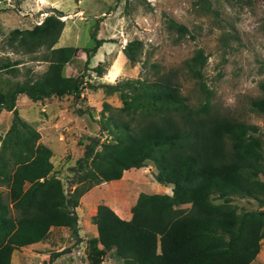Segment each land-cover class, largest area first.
<instances>
[{
    "label": "trees",
    "instance_id": "16d2710c",
    "mask_svg": "<svg viewBox=\"0 0 264 264\" xmlns=\"http://www.w3.org/2000/svg\"><path fill=\"white\" fill-rule=\"evenodd\" d=\"M196 3L211 10L210 0ZM62 15L55 10L31 28L12 29L5 38L14 52L43 50L33 59L48 65L36 77L0 86V111L13 113L0 137V185L8 189L6 197L0 191V264H12L14 250L41 241L52 226L68 227L77 236L75 208L80 196L93 185L119 179L125 170L147 163L154 166L157 182L171 185V193H139L129 219L99 204L91 217L97 235L85 242L88 264H102L111 250L123 264H250L264 239V139L256 135L257 125L216 110L203 79L207 55L202 48L184 62L202 94L197 103L181 93L172 70L156 69L151 80L101 84L107 94L117 93L121 114L111 112L102 124L110 140L94 136L85 145L76 161V186L65 193L61 180L51 174L52 150L39 142V132L15 107L19 94L42 101L78 96L85 87L83 73L64 74L77 48L55 46L64 28ZM165 23L178 36L187 33L186 26L170 17ZM90 35L94 44L85 51L86 61L104 41L95 32ZM142 46L141 40L133 39L122 48L130 63L138 61ZM19 63L0 59V72L16 75ZM90 69L99 76L104 72L101 62ZM259 88L261 95L250 98L249 107L264 114V80ZM213 194L220 203H213ZM234 196L251 198L258 207L239 210ZM183 204L189 207H180ZM66 251L53 252L50 261Z\"/></svg>",
    "mask_w": 264,
    "mask_h": 264
},
{
    "label": "rangeland",
    "instance_id": "374dc122",
    "mask_svg": "<svg viewBox=\"0 0 264 264\" xmlns=\"http://www.w3.org/2000/svg\"><path fill=\"white\" fill-rule=\"evenodd\" d=\"M210 5L211 10L206 11L196 0H0V59L20 62L16 75L0 72V86L21 82L29 75L36 77L48 65L33 59L40 58L43 50L23 54L5 44L14 28H31L58 10L63 14L64 28L55 46L77 48L73 59L65 65L64 74H84L85 87L78 96L32 101L19 94L15 102L18 115L39 132V142L52 150L51 174L61 180L66 194L76 186V161L83 156L85 145L94 136L100 141L110 140L111 134L101 129L102 124L111 112L121 114L117 93L107 94L101 84L125 79L151 80L156 69L172 70L181 93L190 103H197L202 94L187 75L184 62L198 48L207 55L203 79L212 92L216 110L257 125L260 131L256 135L264 139V114L249 107V99L261 95L259 82L264 80V0H210ZM167 17L186 26L187 33L178 36L168 30ZM92 32L104 41L86 61L85 51L94 44ZM133 39L141 40L143 46L138 61L130 63L122 48ZM100 62L104 69L101 76L90 69ZM105 103L109 108L103 107ZM12 117V111H0V137L10 127ZM154 173V166L147 163L125 170L119 179L93 185L80 196L75 208L77 236L68 227L52 226L40 242L14 250L11 263L88 264L85 242L97 235L91 222L97 206L105 204L121 218L129 219L139 193H171V185L157 182ZM0 191L7 196L5 186L0 185ZM211 198L213 203L221 202L215 194ZM232 201L239 210L258 207L251 198L234 196ZM180 207L187 208L189 204ZM66 249L50 261L53 252ZM102 264L123 262L111 250ZM250 264H264V239Z\"/></svg>",
    "mask_w": 264,
    "mask_h": 264
},
{
    "label": "crops",
    "instance_id": "0c3cea01",
    "mask_svg": "<svg viewBox=\"0 0 264 264\" xmlns=\"http://www.w3.org/2000/svg\"><path fill=\"white\" fill-rule=\"evenodd\" d=\"M40 242V241H39ZM38 243V242H37ZM35 244V243H34ZM32 245V244H31ZM25 247V246H24Z\"/></svg>",
    "mask_w": 264,
    "mask_h": 264
}]
</instances>
